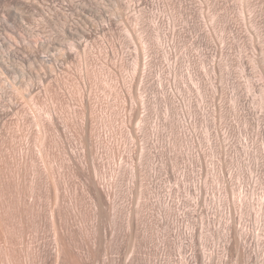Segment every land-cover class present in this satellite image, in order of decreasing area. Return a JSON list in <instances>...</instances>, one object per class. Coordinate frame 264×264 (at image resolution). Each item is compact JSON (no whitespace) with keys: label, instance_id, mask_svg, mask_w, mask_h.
Returning <instances> with one entry per match:
<instances>
[{"label":"rangeland","instance_id":"1","mask_svg":"<svg viewBox=\"0 0 264 264\" xmlns=\"http://www.w3.org/2000/svg\"><path fill=\"white\" fill-rule=\"evenodd\" d=\"M0 264H264V0H0Z\"/></svg>","mask_w":264,"mask_h":264}]
</instances>
